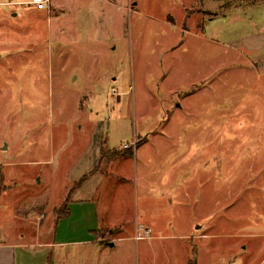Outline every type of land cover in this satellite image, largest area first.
Wrapping results in <instances>:
<instances>
[{
  "label": "rangeland",
  "instance_id": "obj_1",
  "mask_svg": "<svg viewBox=\"0 0 264 264\" xmlns=\"http://www.w3.org/2000/svg\"><path fill=\"white\" fill-rule=\"evenodd\" d=\"M13 1L0 2V196L21 223L35 232L64 201L76 145L101 123L117 158L140 146L117 194L121 228L135 227L141 199L167 195L166 225L215 215L219 234L264 233V0ZM121 228L102 236L135 230ZM187 234L120 242L107 263L188 264Z\"/></svg>",
  "mask_w": 264,
  "mask_h": 264
},
{
  "label": "crops",
  "instance_id": "obj_2",
  "mask_svg": "<svg viewBox=\"0 0 264 264\" xmlns=\"http://www.w3.org/2000/svg\"><path fill=\"white\" fill-rule=\"evenodd\" d=\"M201 1L204 3V0ZM4 3L8 4L7 1ZM80 113L83 115V112ZM84 122H88L86 118ZM100 124L96 126L88 143L76 145L70 162L68 169L70 183L74 185L81 181L83 183L70 189L64 201L56 205L54 212L40 213L35 232L30 231L29 222L21 223L18 220L19 211L0 196V264H108L109 250L117 247L120 242L130 240L140 246L144 240H149L137 238L145 229H151L153 236L154 232L175 229V226L190 229V234L180 235L179 238L196 242L194 250L196 253L193 252L197 264H264V233L237 231L227 235L219 234L217 233L219 224L214 219L215 215L199 218L193 216L192 221L185 225H177L175 221L167 222L166 225L167 214L174 208L173 201H167V195L159 198L149 195L146 200L141 199L142 203L147 201V205L141 207L139 205L142 215L138 214L136 217L135 227L131 225L129 228H121L116 216L117 194L123 187L124 164L126 161L137 159V150L140 146L135 148L133 157L117 158L116 149L123 153V146L115 148L103 144L105 131L98 130L101 129ZM104 149L111 151L114 156L108 163L102 160ZM119 158L121 169L118 171L114 169V162ZM111 177H114L116 189L113 187L112 194H109L105 184ZM203 181L204 179L201 180L202 187ZM198 188L199 185L197 197L198 194L202 197L203 189ZM109 197L112 198L110 203ZM152 202L156 204L155 208L148 205ZM6 214L11 216L7 227L6 224L2 225L5 222L2 219L6 218ZM195 221L200 224L195 226ZM117 228L135 230L128 236H120L113 240L103 238L106 230ZM29 238L34 239L28 240ZM221 239L230 240L221 246L219 243ZM110 243L114 245L111 246ZM191 257L192 254L187 256L186 263L189 264Z\"/></svg>",
  "mask_w": 264,
  "mask_h": 264
},
{
  "label": "built area",
  "instance_id": "obj_3",
  "mask_svg": "<svg viewBox=\"0 0 264 264\" xmlns=\"http://www.w3.org/2000/svg\"><path fill=\"white\" fill-rule=\"evenodd\" d=\"M13 5H31L37 9L44 10V11H51V7L53 5V0H15L13 2H9ZM114 92L118 94L119 92L114 89ZM129 145H125L124 147L127 148ZM152 230L145 229L143 234L138 236V239H145L152 237Z\"/></svg>",
  "mask_w": 264,
  "mask_h": 264
},
{
  "label": "trees",
  "instance_id": "obj_4",
  "mask_svg": "<svg viewBox=\"0 0 264 264\" xmlns=\"http://www.w3.org/2000/svg\"><path fill=\"white\" fill-rule=\"evenodd\" d=\"M115 153H117V152H115ZM82 183H83V181H81V182L75 184L74 186H78V185H80V184H82ZM190 264H197V262H196V257H194L193 259H191Z\"/></svg>",
  "mask_w": 264,
  "mask_h": 264
},
{
  "label": "water",
  "instance_id": "obj_5",
  "mask_svg": "<svg viewBox=\"0 0 264 264\" xmlns=\"http://www.w3.org/2000/svg\"><path fill=\"white\" fill-rule=\"evenodd\" d=\"M110 245H111V246H113V245H114V243H110Z\"/></svg>",
  "mask_w": 264,
  "mask_h": 264
}]
</instances>
